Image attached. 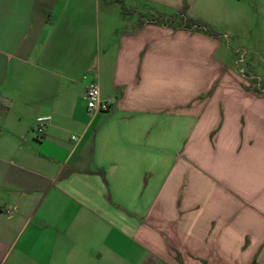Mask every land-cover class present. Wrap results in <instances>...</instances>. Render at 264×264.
<instances>
[{"label":"crops","instance_id":"1","mask_svg":"<svg viewBox=\"0 0 264 264\" xmlns=\"http://www.w3.org/2000/svg\"><path fill=\"white\" fill-rule=\"evenodd\" d=\"M119 1L0 0V264H264V89L223 45L264 0Z\"/></svg>","mask_w":264,"mask_h":264},{"label":"rangeland","instance_id":"2","mask_svg":"<svg viewBox=\"0 0 264 264\" xmlns=\"http://www.w3.org/2000/svg\"><path fill=\"white\" fill-rule=\"evenodd\" d=\"M112 0H100L102 4L110 2ZM119 1V0H113ZM209 1L210 5L205 6V12L215 13V5L222 4L219 0H206ZM233 1V0H232ZM227 8H230L232 4L229 2ZM119 10V6L116 7ZM203 11V8H201ZM232 12V10H231ZM249 15L247 14V21L251 23L247 33L241 37L225 38L223 42L224 46H227L228 51L233 53V59H235V66L242 77L248 79L251 86L256 90L264 89V11L258 10L257 14L252 15V10L249 9ZM176 16V15H175ZM175 16H166L161 20L168 21L169 18ZM254 16L255 18H253ZM157 18V15L155 16ZM153 20V19H152ZM160 22V21H159ZM221 26L213 27L219 33L222 29H234L235 27L230 24H220ZM248 29V28H247ZM232 56V55H231ZM244 73V74H243ZM85 98V96H84Z\"/></svg>","mask_w":264,"mask_h":264},{"label":"built area","instance_id":"3","mask_svg":"<svg viewBox=\"0 0 264 264\" xmlns=\"http://www.w3.org/2000/svg\"><path fill=\"white\" fill-rule=\"evenodd\" d=\"M244 74V73H243ZM85 79V77H83ZM86 111L87 114L93 115L96 113H103L108 111L110 103L103 100L100 95L99 88L96 83L92 82L85 89ZM50 122V117H38L35 121L34 134L36 138H41L45 132L46 127Z\"/></svg>","mask_w":264,"mask_h":264},{"label":"trees","instance_id":"4","mask_svg":"<svg viewBox=\"0 0 264 264\" xmlns=\"http://www.w3.org/2000/svg\"><path fill=\"white\" fill-rule=\"evenodd\" d=\"M116 2H120V1H116ZM160 23H166L170 28L174 30L175 29L193 30L195 32L203 33L209 36L218 37V34L213 28V26L201 19H192L188 17H183L181 15H176L173 18H169L168 21L161 20ZM252 264H256V263H252Z\"/></svg>","mask_w":264,"mask_h":264}]
</instances>
